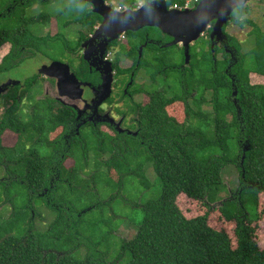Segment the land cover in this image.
I'll use <instances>...</instances> for the list:
<instances>
[{
	"label": "trees",
	"instance_id": "obj_1",
	"mask_svg": "<svg viewBox=\"0 0 264 264\" xmlns=\"http://www.w3.org/2000/svg\"><path fill=\"white\" fill-rule=\"evenodd\" d=\"M8 1L0 0V11ZM138 2L118 0L113 4L135 6ZM166 2L169 7L173 3L183 5L186 0ZM50 5L49 1H40L37 13H27L25 7L21 13L0 15V46L18 30L13 42L19 38L22 44L41 50L44 41L55 39L35 34L33 28L48 24L52 15L60 25L63 19L95 23V19L89 20V15L80 12L86 5L83 0H66L53 11ZM246 10L237 7L230 19L238 28L246 24L254 27L248 32L252 44L247 53L243 52L231 66L236 74L233 86L237 80L245 82L238 84L235 95L226 74V59L218 58L219 48L215 49V59L209 47L204 48L208 38L200 36V57L195 60L190 51L187 63L184 57V65L189 64L182 72L176 67L182 62V50L174 46L177 43L166 45L173 37L164 32L172 40L156 44L160 46L157 49L152 46L158 56L150 57L149 65L143 60L139 64L151 66L153 71L155 66L161 67L159 61L169 66L159 76L162 89L154 90L142 109L146 110L142 111V120L151 119L148 132H142L146 140H151L149 148L141 145L135 150L129 142L130 149H122L108 162L110 166L103 164L104 169L97 175L84 178L74 172L69 176L70 184L56 181L55 195L61 204L57 207L47 203V194L37 195L48 181L43 174L33 173L42 158L31 150L37 158L18 161L30 173L18 181L0 180V264H107L108 246L103 251L100 246L116 230L108 214L112 199L119 196L123 200L116 201L129 202L123 193L126 186L139 185L147 190L150 172L160 183V194L139 204L143 216L133 237L116 243L120 253L127 254L126 264H264V248L258 247L252 226L258 217L260 196H264V84H251L248 77L250 72L264 77V29L244 18ZM242 16L244 19L239 21ZM223 33L227 35L224 30ZM229 39L231 45H238L233 34ZM129 47H134L131 40ZM11 53L1 59L0 71L14 66L9 62ZM173 64L175 67H171ZM4 149L7 157L15 160L21 145ZM227 165L233 166L236 173V182H231L236 186L229 191L223 180ZM225 191L226 195L221 196ZM180 193L201 201L207 208L219 202L221 216L235 223V242L225 231L208 224L207 212L186 217L176 202ZM42 208L50 215L45 216L48 221L40 214ZM261 213L264 215V206ZM110 246L115 247L113 241ZM83 247L85 256L76 257L74 253Z\"/></svg>",
	"mask_w": 264,
	"mask_h": 264
},
{
	"label": "flooded vegetation",
	"instance_id": "obj_2",
	"mask_svg": "<svg viewBox=\"0 0 264 264\" xmlns=\"http://www.w3.org/2000/svg\"><path fill=\"white\" fill-rule=\"evenodd\" d=\"M40 1H49L50 5L53 0H9L3 5L5 7L0 11V15L18 11L21 13L25 7L27 13H37L40 9ZM83 1L86 5L80 12L89 15V20L95 19V23L86 25L69 18L67 22L63 19V25H60L52 15L49 23L42 25L43 30L46 31L43 36L63 44L65 51H69V59H50L42 62L39 68L37 66L34 69V73L25 78L24 81L29 80L27 87H25L27 84L14 77L13 73L29 58L38 57L40 50L22 44L19 38L13 42L11 39H14L18 30L0 46L3 48L0 61L13 51L9 62L14 63L13 67L0 71V76L3 75L2 79L0 78V180L5 182L13 178L18 181L17 178L27 176L30 173L29 169L18 161L37 158L38 156L34 157L35 155L30 153L34 150L35 154L42 158V164L39 168H33V173L43 174L48 178L47 186L37 190L39 192L37 195L41 192L42 195L47 194V203L54 207L61 206L60 199L55 195L56 181L70 184L71 175L76 174L84 178L97 175L104 169L103 164L110 166L108 162L120 155L122 149L124 152L130 149L129 142L133 144L131 148L135 150L141 148V145L149 148L148 144L151 140H146L142 132H148L151 119L142 120V111L146 112L142 109L149 102L150 94L154 90L162 89L160 81L162 79L159 76L167 66L159 61L161 67L155 66L153 71L151 66L144 67L139 64L143 60V64L149 65L150 57L152 59L158 56L156 54L158 51L155 53L152 46L157 49L161 44L172 40L161 29L150 25H143L137 30L126 29L115 39H110L113 34L112 26L100 28L103 17L94 11L93 3ZM104 1L111 8L120 10L127 7L138 8L146 3L145 0H139L135 6H116L109 0ZM253 1L264 6V0L251 2ZM251 2L242 6L247 8L244 18L250 10ZM196 4H191L188 8L193 9ZM244 18L242 16L239 21ZM214 22L215 20H211L200 36L209 39L208 46L204 48L209 47L214 59L215 49L219 48L218 58L226 59L225 67H227L231 58L230 52L223 43H216L217 41H212L210 38ZM229 22L235 26L232 20ZM229 22L223 25V30L231 38V34L226 31ZM253 23L260 26L255 21ZM246 26L239 29H244ZM198 39L190 42L188 47L189 56L191 51V56L195 60L199 59L202 48ZM130 40L134 43V47L131 48L133 50L129 49ZM174 46L182 50V62L176 67L183 72L189 64L184 65V46L181 43ZM220 49L223 51L221 52ZM55 61L69 66V72L73 73L81 83L80 96L75 95L73 91L57 87V77L63 75L60 70L52 71V75L40 73L39 70L43 65ZM232 68L230 67L226 72L228 76L229 73H235L231 71ZM108 75H111L110 95L96 104L94 101L98 96H104L107 92L105 88L99 86L103 78ZM239 83L245 82L237 80L233 86L230 81L234 95ZM32 86H36L37 90H30ZM193 93L194 91L190 95ZM42 120L43 124L40 126ZM17 143L21 145V150L16 153L18 159L8 158L4 153L7 149L4 148L13 149ZM11 152L14 154V151ZM75 165L78 166L76 169H74ZM31 192L36 194V191ZM70 216L71 213L67 217Z\"/></svg>",
	"mask_w": 264,
	"mask_h": 264
},
{
	"label": "rangeland",
	"instance_id": "obj_3",
	"mask_svg": "<svg viewBox=\"0 0 264 264\" xmlns=\"http://www.w3.org/2000/svg\"><path fill=\"white\" fill-rule=\"evenodd\" d=\"M109 1L115 3L118 0H109ZM251 1L252 0H250V2ZM65 2L66 0H58L57 2L53 3L54 6H51L52 5L51 4L48 7L49 9L53 11L59 8ZM249 9L250 10L245 15V17H248L249 19H252L253 21L257 22L260 25L259 27L264 29V6H261L257 4V2L253 1V3L251 2V4L249 5ZM227 26L228 27L226 31L229 33V35L233 34L238 39L237 41L238 45L233 43V46L236 48V50H237V47L242 46L240 47L241 54L239 55L240 52H238L239 57L240 56L242 57L243 54L247 53L248 51L247 49L252 44V42L249 39L248 32L254 27H250L247 25L246 28L239 29L231 25V23H229ZM33 31L35 34H38V35H43L46 32L43 30L42 26H37V27L35 26L33 28ZM48 43L49 42H47V40L44 41V45H43V48L40 50L39 56L29 58V60L20 64V67L16 69V71L13 73V76L24 81L25 78L29 77V75L34 73V69L37 66L38 68L40 67L42 62H46L50 59H53V60L54 59H61V60L69 59V51H65L63 44H61L57 40L55 41V43L53 41L50 42L49 44ZM2 49L3 48L0 47V56L2 54ZM175 59H177L176 56H175ZM173 65H176V64H173ZM166 66H167L166 68L169 67L168 65ZM2 77L3 75L0 76L1 79ZM249 82L251 84H264V77L257 75L255 73H250ZM27 86L28 84L25 87ZM38 87H39V84H38ZM29 89L30 90L32 89L35 91L37 90V87L32 86ZM217 153L218 152H216V154ZM224 169L225 170L223 172V180H224V184L227 186L226 190L227 191H229V189L233 190L236 184L231 183V182H236V173L234 172L233 166L231 165H227ZM148 178L151 181V183L147 190L144 189L143 191V189H140L139 185L131 186V187L126 186L125 188H123V193L125 197H127V199L129 200V202L116 201L117 199L123 200L119 196L112 199L111 208L109 209L108 214L112 217L110 218L111 220L109 221H111L112 223L111 225L116 230L112 232V234L109 235V240L106 242V244H102L100 246L101 247L100 249L102 251L106 250V247L108 246L109 251L107 252V255H106L107 264H126L127 254L120 253L121 250H119V247L116 243L119 242V240L122 238L130 239L133 237L135 230L143 216L141 209L139 207V204L145 202L146 200L155 198L160 194L161 186L156 176L154 175V173L150 172L148 174ZM133 185H135V183ZM225 193L226 191L224 193H221V196L226 195ZM176 202L181 212L188 218L201 215L207 212L208 224L214 229L225 231L231 238L232 243L235 242V237H234L235 223L233 221H226L221 216V214L218 211L219 202H216L212 204L210 208H207L201 201L189 198L183 193H180L179 195H177ZM263 206H264V196L261 195L259 199V206L257 209L258 217L252 222V226L254 227V239L258 247L261 249L264 248V215L261 213V209ZM110 211L114 212L116 215H113ZM45 213H46L45 210L42 209V213L40 214L42 215L43 220L48 221L47 218L45 219V216L50 217V215H48L47 213L45 214ZM86 241L91 243L88 239H86ZM111 241H113V244L115 245V247L110 246ZM85 248L86 247L79 249L78 252L74 253V255H76V257L78 258H83L86 253Z\"/></svg>",
	"mask_w": 264,
	"mask_h": 264
},
{
	"label": "water",
	"instance_id": "obj_4",
	"mask_svg": "<svg viewBox=\"0 0 264 264\" xmlns=\"http://www.w3.org/2000/svg\"><path fill=\"white\" fill-rule=\"evenodd\" d=\"M85 1L93 3L94 11L103 17L100 28L105 29L109 25L112 26L113 34L110 39H115L126 29L137 30L143 25L156 26L173 37V40L166 45L181 43L184 46L186 63L189 60V43L198 39L206 30L209 22L215 20L211 27L210 38L212 41H217L216 43H223L231 54L226 71L228 72L230 67L239 61L236 48L229 44L228 36L223 33V25L231 19V13L235 8L246 5L250 0H200L193 9L185 8L183 10L168 8L166 0H152L138 8L127 7L123 10L111 8L105 4L104 0ZM57 70L63 74L57 77V87L73 91L75 95L80 96L82 93L81 83L73 73L69 72V66L66 63L55 61L49 65H43L39 71L52 75V71ZM229 76L233 85L236 74L232 73ZM99 87L105 88L107 92L104 96H98L94 101L96 104L109 97L111 75L104 77ZM236 106L238 107L237 104Z\"/></svg>",
	"mask_w": 264,
	"mask_h": 264
},
{
	"label": "built area",
	"instance_id": "obj_5",
	"mask_svg": "<svg viewBox=\"0 0 264 264\" xmlns=\"http://www.w3.org/2000/svg\"><path fill=\"white\" fill-rule=\"evenodd\" d=\"M191 0H186V2L181 5V4H177V3H173L171 6H169V8H173V9H185L188 8L191 5Z\"/></svg>",
	"mask_w": 264,
	"mask_h": 264
}]
</instances>
